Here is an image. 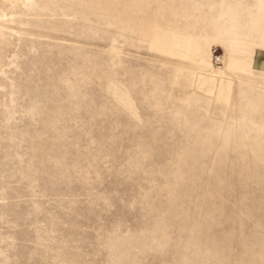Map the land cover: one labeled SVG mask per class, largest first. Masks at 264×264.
Wrapping results in <instances>:
<instances>
[{"label":"rangeland","instance_id":"1","mask_svg":"<svg viewBox=\"0 0 264 264\" xmlns=\"http://www.w3.org/2000/svg\"><path fill=\"white\" fill-rule=\"evenodd\" d=\"M0 264H264V0H0Z\"/></svg>","mask_w":264,"mask_h":264},{"label":"bare ground","instance_id":"2","mask_svg":"<svg viewBox=\"0 0 264 264\" xmlns=\"http://www.w3.org/2000/svg\"><path fill=\"white\" fill-rule=\"evenodd\" d=\"M176 46V45H175ZM178 46V45H177ZM175 48V47H174ZM177 49V48H176ZM180 49V48H179ZM175 52V51H174ZM177 52V51H176Z\"/></svg>","mask_w":264,"mask_h":264}]
</instances>
